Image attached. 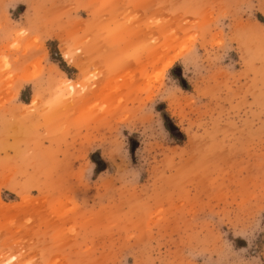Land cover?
Instances as JSON below:
<instances>
[{"label": "rangeland", "instance_id": "obj_1", "mask_svg": "<svg viewBox=\"0 0 264 264\" xmlns=\"http://www.w3.org/2000/svg\"><path fill=\"white\" fill-rule=\"evenodd\" d=\"M0 264H264V0H0Z\"/></svg>", "mask_w": 264, "mask_h": 264}, {"label": "water", "instance_id": "obj_2", "mask_svg": "<svg viewBox=\"0 0 264 264\" xmlns=\"http://www.w3.org/2000/svg\"><path fill=\"white\" fill-rule=\"evenodd\" d=\"M171 130H172V132H173L174 134L176 133L175 129L172 128Z\"/></svg>", "mask_w": 264, "mask_h": 264}]
</instances>
